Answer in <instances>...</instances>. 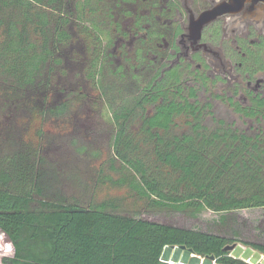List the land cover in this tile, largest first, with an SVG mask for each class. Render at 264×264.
Returning a JSON list of instances; mask_svg holds the SVG:
<instances>
[{
	"label": "trees",
	"instance_id": "16d2710c",
	"mask_svg": "<svg viewBox=\"0 0 264 264\" xmlns=\"http://www.w3.org/2000/svg\"><path fill=\"white\" fill-rule=\"evenodd\" d=\"M67 1L0 0L5 90L25 93L40 83L47 68L62 64L61 54L73 39ZM91 1L102 0H83L82 9L81 0L75 1L76 19L84 21L79 15ZM93 28L94 22L82 28L87 39ZM158 93L140 98L135 109L111 108L117 127L112 152L120 177L109 179L110 184L128 188L150 209L191 218L211 211L221 215L222 223L226 214L264 208V134L241 133L223 122L210 128L202 124L206 108L190 103L182 89L170 98L166 91ZM136 117L141 123L133 122ZM36 152L26 146L0 161V232L12 249L1 264H165L161 255L171 246L214 256L218 264H244L224 251L241 243L237 238L122 215L114 201L67 202L57 188L44 184ZM242 244L264 254V244Z\"/></svg>",
	"mask_w": 264,
	"mask_h": 264
},
{
	"label": "flooded vegetation",
	"instance_id": "af4514ba",
	"mask_svg": "<svg viewBox=\"0 0 264 264\" xmlns=\"http://www.w3.org/2000/svg\"><path fill=\"white\" fill-rule=\"evenodd\" d=\"M227 2L102 0L97 10L106 20L95 23L92 42L78 36L61 58L81 72L110 66L115 82H128L125 89L116 90L122 95L113 109H135L140 98L151 97L155 90L166 91L170 98L182 89L190 103L206 108L202 124L223 122L236 129L235 124H247L254 133L238 130L264 134V2H245L235 12L210 13L218 7L221 11ZM101 25L108 34L104 45ZM191 91L194 98L189 97ZM133 122L141 120L136 117ZM182 122L176 120L178 125Z\"/></svg>",
	"mask_w": 264,
	"mask_h": 264
},
{
	"label": "rangeland",
	"instance_id": "374dc122",
	"mask_svg": "<svg viewBox=\"0 0 264 264\" xmlns=\"http://www.w3.org/2000/svg\"><path fill=\"white\" fill-rule=\"evenodd\" d=\"M75 1L68 0L65 6L66 13L72 15L73 45L78 36L86 38L83 27H92L93 22L100 23L103 18L97 10V2L91 1L92 5L83 4L85 11L79 17L84 21H79ZM82 2L78 3V9H82ZM100 27L104 45L107 29L103 25ZM91 39L92 36L87 40L92 42ZM78 61L84 62L80 58ZM82 72L84 78L80 76ZM82 72L63 61L58 67L47 68L39 84L17 94L5 90L0 80V161L28 146L36 150L37 158L42 160L44 184L57 188L69 203L87 205L114 201L120 206L117 213L122 215L237 238L240 245L242 242L264 244V208L226 214L224 216L229 220L222 223L221 215L211 211L191 218L168 210L150 209L128 188L112 186L109 179L116 180L120 174L112 152L117 127L111 117V108L120 104L118 97L122 94L118 96L116 90L125 89L128 82L116 83L112 67L107 65L92 71L94 82L88 80L90 70ZM207 95L208 92L200 96L204 99ZM207 125L214 127L209 122ZM235 127L254 133V127L247 124H235ZM135 128L137 125L133 130ZM238 252L235 248L234 254ZM11 255V246L0 232V260Z\"/></svg>",
	"mask_w": 264,
	"mask_h": 264
},
{
	"label": "water",
	"instance_id": "95a60500",
	"mask_svg": "<svg viewBox=\"0 0 264 264\" xmlns=\"http://www.w3.org/2000/svg\"><path fill=\"white\" fill-rule=\"evenodd\" d=\"M264 2V0H228L227 3H225L224 5H222V10H218L220 7H218L217 9L213 10V15H217L220 12L221 13H230V12H235L238 11L242 5L245 2ZM209 14V13H207ZM236 247V244L233 245H229L226 246L224 248L225 252H230L232 250H234V248ZM193 252L190 249H186L184 246H180V247H166L163 250V253L161 255V261H166L168 260V258L171 256L172 260L174 262H176L179 258V256H182L181 262L182 263H189V264H199V259L197 258H191L189 259V256L192 254ZM215 258L214 256H206V261L205 264H210L211 261H213Z\"/></svg>",
	"mask_w": 264,
	"mask_h": 264
},
{
	"label": "built area",
	"instance_id": "2783aa9c",
	"mask_svg": "<svg viewBox=\"0 0 264 264\" xmlns=\"http://www.w3.org/2000/svg\"><path fill=\"white\" fill-rule=\"evenodd\" d=\"M235 248H237L239 250L238 254H234ZM235 248H234V250L230 251L227 254V257L240 260L244 264H264V254L259 253L256 250H254L248 246H245L243 244L242 245L236 244ZM191 258L199 259V264H205V261H206V257H202V256L196 255L194 253H192L189 256V259H191ZM181 259H182V256L180 255L178 260L176 262H174L170 256L168 258V260L161 261V262L165 263V264H189V263H182ZM210 264H218V263H217V260L214 259L213 261H211Z\"/></svg>",
	"mask_w": 264,
	"mask_h": 264
}]
</instances>
